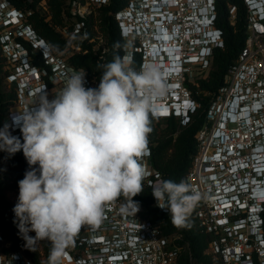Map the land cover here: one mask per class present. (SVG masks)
<instances>
[{
  "label": "built area",
  "instance_id": "1",
  "mask_svg": "<svg viewBox=\"0 0 264 264\" xmlns=\"http://www.w3.org/2000/svg\"><path fill=\"white\" fill-rule=\"evenodd\" d=\"M108 1L89 0L86 11H73L85 17L91 3L101 5ZM245 2L249 12L247 38L204 109V121L197 131V152L185 180L199 195L194 210L213 235L209 252L220 264H257L255 253L258 264H264V0ZM10 6L0 0V25L6 28L3 38L12 58L24 48L14 35L18 34L17 25L25 13ZM235 13L236 6H231L232 20ZM142 18L146 20L144 24ZM116 19L122 38L126 44L131 43V47H123L122 56L130 53L134 58L135 52L142 53L140 69L145 63H156L165 74L167 93L154 101L151 114L175 116L186 125L192 114L203 108L190 84L197 86L201 78L208 76L214 51L211 44L224 46L223 31L216 24V0H130L117 11ZM84 28L85 22L80 21L74 31L82 38L86 36ZM207 28L220 35L210 38ZM144 33L149 36L145 40ZM165 34L170 35V41H165ZM158 37L160 48L156 46ZM47 59L55 62L53 76L65 82L75 70L52 54ZM26 72L43 78L28 56L10 75L19 81L21 110L29 106L23 100L25 96L37 95L26 92L20 83L28 78ZM86 80L85 86L92 87L87 76ZM41 84L46 91L49 85L44 80ZM12 129L14 137H23L20 125ZM149 143L148 136L149 155L144 161L150 175L145 180L154 186L163 179L152 165ZM80 233L66 249L62 264H182V246L176 242L181 236L164 235L119 198L106 206L98 226L85 225ZM0 264L35 263L24 252L12 250L0 231Z\"/></svg>",
  "mask_w": 264,
  "mask_h": 264
},
{
  "label": "clouds",
  "instance_id": "2",
  "mask_svg": "<svg viewBox=\"0 0 264 264\" xmlns=\"http://www.w3.org/2000/svg\"><path fill=\"white\" fill-rule=\"evenodd\" d=\"M145 22L142 18L141 23ZM17 32L19 36L31 34L29 40L44 57L46 53L45 58L50 54L55 58L26 19L18 23ZM206 33L210 38L220 35L213 28ZM216 47L211 44V49ZM50 62L53 68L55 62ZM132 64L130 53L98 64L102 72L97 87L85 86V70H72L52 99L44 92V78L26 72L28 78L20 80L25 91L44 93L25 110L10 114L12 128L20 125L23 143L11 136L9 125L0 127V151L12 156L22 150L30 166L18 182V202L13 208L20 233L33 251L37 241L51 243L48 264H62L81 228L98 226L106 206L119 196H130L139 211L132 198L143 191V181L150 175L144 161L149 155L150 113L168 85L158 64L145 63L139 71ZM178 66L180 71V59ZM152 195L178 227L187 226L199 200L185 181L162 180L152 186Z\"/></svg>",
  "mask_w": 264,
  "mask_h": 264
},
{
  "label": "trees",
  "instance_id": "3",
  "mask_svg": "<svg viewBox=\"0 0 264 264\" xmlns=\"http://www.w3.org/2000/svg\"><path fill=\"white\" fill-rule=\"evenodd\" d=\"M5 1L25 13L24 19L33 26L37 37L49 44L56 57L75 70H85L94 87L98 86L102 72L98 64L108 63L114 55L122 56L124 53L123 46L126 41L121 36L116 13L130 0H109L101 5L91 3L90 12L85 17L75 13L72 5L74 1L89 0ZM216 6V24L223 31L224 46L214 49L208 76L201 78L197 86L190 84L203 108L192 114L190 122L186 125H183L178 117H158L150 113L151 162L161 173L163 180H173L177 183L186 180L197 152V131L204 121V109L222 85L226 72L236 62L247 38L249 12L245 0H216ZM231 6H236L233 20L230 14ZM80 21L85 22L86 36L82 38L74 31ZM2 29L3 25H0V127L9 125V132L13 136L10 114L19 99V83L12 80L11 88L5 89L6 76L14 72L7 69L11 57L7 53L8 42L4 41ZM14 37L27 49L31 63L52 75L53 63L44 57L41 49L34 46V41L19 35ZM117 43L119 48L115 47ZM76 47L78 50L74 49ZM141 63L142 53L135 52L132 67L139 71ZM43 78L52 86L48 76ZM19 139L23 143V137ZM28 170L30 166L22 150L12 156L0 151V231L11 243L12 250L24 252L35 264H48L51 243L47 240L37 241L34 245L35 251L26 247V241L18 227L19 221L13 211L16 204L9 196L12 192L19 195L18 182ZM118 198L137 215L159 227L164 235L181 236L176 238V242L182 246V264H220L209 252L213 235L205 229L194 209L187 218V226L174 225L171 214L157 206L152 195V186L146 180L143 181V191L132 198L133 202L139 204L138 212L135 211L130 196L121 195ZM28 235L34 237L35 233L29 232ZM80 236L79 232L74 239ZM254 260L258 264L256 253Z\"/></svg>",
  "mask_w": 264,
  "mask_h": 264
},
{
  "label": "rangeland",
  "instance_id": "4",
  "mask_svg": "<svg viewBox=\"0 0 264 264\" xmlns=\"http://www.w3.org/2000/svg\"><path fill=\"white\" fill-rule=\"evenodd\" d=\"M10 7H12V6H10ZM88 8H89V1H85V2L79 1L77 4H74L72 6L73 10L82 11V12L86 11ZM44 9H46V8H44ZM4 30H6V28H3L2 32ZM65 34L68 36L67 32ZM24 38L30 39L29 36H25ZM73 46L75 47L74 44H73ZM37 49H40V47H38ZM37 49L35 48V50H37ZM74 49L78 50L77 47L74 48ZM50 52L53 53L52 50ZM27 53H28V51H27L26 48H21V50H17L15 55L13 56V54H12V58L9 59L8 65H7V69L10 70L11 72L17 71V66L21 63L22 60L24 61L25 57H27V56H28L29 60L31 61L29 53L28 54ZM53 54L55 55V53H53ZM39 70H40L41 76H48L49 80L52 82V86H48V89L45 91L48 94V98L52 99V95H55L56 93H58L65 86L66 82L63 81L59 76L58 77H54V76H51L50 74H47V72L41 70L40 68H39ZM13 79L14 78L12 76H10V75L6 76L5 81H4L6 90H9L11 88V82H12ZM16 81L19 82L18 80H16ZM92 87H94L93 83H92ZM18 90H19V88H18ZM20 91H19V98H20V94H21ZM42 94L43 93H41L39 95H35V96L29 94V95L25 96V98L23 100H24V102H28L30 105H33L34 102ZM17 110L18 111L21 110V107L19 105V101L16 103L15 106L12 107L11 112H15ZM11 128H12V126H11ZM9 196L14 201V203L17 204L19 195L12 192V193L9 194Z\"/></svg>",
  "mask_w": 264,
  "mask_h": 264
},
{
  "label": "bare ground",
  "instance_id": "5",
  "mask_svg": "<svg viewBox=\"0 0 264 264\" xmlns=\"http://www.w3.org/2000/svg\"><path fill=\"white\" fill-rule=\"evenodd\" d=\"M159 39V37L157 38V47H159L160 48V45H159V43H158V40ZM164 39H165V41H170V35L169 34H165L164 35ZM164 41V40H163ZM166 46L168 47V44H166ZM153 49H155V47L153 48ZM168 49V48H167ZM152 51V50H151ZM153 51H155V50H153ZM172 50H170V53H172L171 52ZM155 53H156V51H155ZM155 55H157V54H155ZM157 57V56H156Z\"/></svg>",
  "mask_w": 264,
  "mask_h": 264
},
{
  "label": "flooded vegetation",
  "instance_id": "6",
  "mask_svg": "<svg viewBox=\"0 0 264 264\" xmlns=\"http://www.w3.org/2000/svg\"><path fill=\"white\" fill-rule=\"evenodd\" d=\"M149 36L148 35H146V37L144 38V40L146 39V38H148Z\"/></svg>",
  "mask_w": 264,
  "mask_h": 264
}]
</instances>
